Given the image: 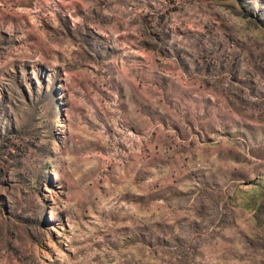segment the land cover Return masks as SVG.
I'll return each instance as SVG.
<instances>
[{"label":"rangeland","instance_id":"obj_1","mask_svg":"<svg viewBox=\"0 0 264 264\" xmlns=\"http://www.w3.org/2000/svg\"><path fill=\"white\" fill-rule=\"evenodd\" d=\"M0 264H264V0H0Z\"/></svg>","mask_w":264,"mask_h":264}]
</instances>
